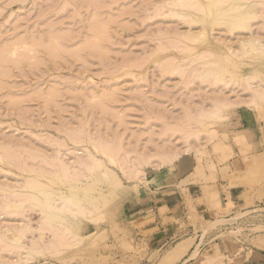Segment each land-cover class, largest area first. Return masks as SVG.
Instances as JSON below:
<instances>
[{"label": "rangeland", "instance_id": "374dc122", "mask_svg": "<svg viewBox=\"0 0 264 264\" xmlns=\"http://www.w3.org/2000/svg\"><path fill=\"white\" fill-rule=\"evenodd\" d=\"M173 1L0 0V264H264L256 254L264 253V97L246 104L251 90L230 84L243 77L257 91L264 86V54L229 51L241 49L248 30L212 25L209 11L220 1ZM259 1L261 19H251L249 32L264 39ZM172 10L210 20L191 25ZM201 26L204 36L186 39ZM172 63L184 65L181 75ZM205 66L229 83L196 79ZM221 101L232 102L222 104V117L199 116ZM188 142L192 150L162 164L156 158ZM137 166L135 179L123 172ZM87 167L94 170L84 178ZM58 169L80 173L77 187ZM28 179L58 203L84 198L87 212L46 222L29 203L32 193L43 195ZM26 224L32 231L20 233ZM11 234L21 240L13 244Z\"/></svg>", "mask_w": 264, "mask_h": 264}, {"label": "bare ground", "instance_id": "6f19581e", "mask_svg": "<svg viewBox=\"0 0 264 264\" xmlns=\"http://www.w3.org/2000/svg\"><path fill=\"white\" fill-rule=\"evenodd\" d=\"M178 1H180V0H178ZM177 0H176V2H174L175 4H177L176 6H180L181 7V3L179 4V2H178ZM185 1V0H184ZM191 1H192V3H191ZM190 1V3L191 4H193V3H195V4H197V2L199 1V0H197V1H194V0H191ZM209 2H211V3H209L210 5H212V4H214V3H216V4H218L217 2H219V4L218 5H222L221 7H217V8H215L216 10H211V11H209L210 12V15H211V12L213 13V16H209L208 14V18H212L211 19V23H212V25H214V22L217 24V21L219 20L220 22L219 23H221V22H225V24H227V26L228 27H226L225 26V24H224V26H225V28H226V31H227V28H228V31L227 32H229V31H232V33L233 32H235V31H237V30H240L238 33H240L241 31H247L248 30V35H245V37L247 36L248 38H247V40L245 41L244 39H239V42H240V44H241V49L238 47L237 49H240V50H236L235 48L233 49L231 46H229V47H227L228 49H229V51L232 53V54H241V55H244L245 53H246V49L244 50V46H248V47H250L251 49H256L258 52L260 51V54L262 53V54H264V39H262L259 35H257V36H255L257 33H252V32H249L250 30L249 29H251L250 27H252L251 26V24H250V21H251V19H252V21L254 20V18H260L261 19V17H260V15L259 16H257V14L259 13V12H256L257 10H255V8H256V5H259L258 4V2H260L259 0H257L258 2H253L252 0H208ZM222 1V2H221ZM181 2L182 3H184L182 0H181ZM187 2H189V0H186L185 1V3L186 4H188ZM261 2H263V1H261ZM260 2V3H261ZM184 3V4H185ZM257 3V4H256ZM173 4V3H172ZM183 4V6H186V5H184ZM217 5V6H218ZM188 6V5H187ZM187 6L185 7V9H188L187 8ZM207 6H209L208 4H207ZM206 6V7H207ZM214 6H216V5H214ZM179 7V8H180ZM213 7V6H212ZM249 7V8H248ZM250 7H252V8H250ZM263 7H264V5H263ZM203 8H205V6L203 7ZM211 8V7H210ZM249 9V10H247V9ZM192 9H194V8H192ZM170 10V9H169ZM168 10V11H169ZM184 10V9H183ZM210 10V9H209ZM263 10V9H262ZM174 10H172V12H170V13H173L174 15H176V16H178V17H182V18H184V16H190L191 18H189V19H191L189 22H190V24H191V22L193 23V21L194 22H199L198 20H202V21H200V22H202L203 24H204V22H208V20H210V19H208L207 18V20H205V19H203L202 18V16L204 17V15H201L200 17H201V19H200V17L198 18L197 16H194L193 14H191V13H189L190 11L189 10H187V12H183V11H180V10H177L176 11V13H174L173 12ZM189 11V12H188ZM196 11V10H195ZM200 11V10H199ZM208 11V10H207ZM259 11V10H258ZM183 12V13H182ZM201 12V11H200ZM206 12V11H205ZM194 13V12H193ZM202 13V12H201ZM205 14V13H204ZM215 14V15H214ZM220 14H222V15H220ZM264 13H262V15H263ZM261 15V16H262ZM219 16V17H218ZM186 18H188V17H185V22H186ZM205 18V17H204ZM188 20V19H187ZM204 21V22H203ZM188 23V22H187ZM211 23L209 22L208 24H210L211 25ZM194 24V23H193ZM207 24V25H208ZM189 25V24H188ZM192 25V24H191ZM206 25V24H205ZM200 26V25H199ZM198 26V27H199ZM202 27V26H201ZM203 28L205 29V27H202V28H200V29H202L203 30ZM199 29V30H200ZM213 29V28H212ZM201 30V31H202ZM253 30V29H252ZM201 31H191V33L189 32V30L187 31V32H189V33H187V32H185V34L184 35H186L187 37H186V39L188 40V38L190 39V40H194V39H199V37H201V36H204V30L201 32ZM193 32H195V33H193ZM236 32V33H237ZM229 33H231V32H229ZM206 34V33H205ZM183 35V36H184ZM237 35H241V34H237ZM206 36V35H205ZM185 37V36H184ZM242 37V36H241ZM260 37V38H259ZM242 38H244V36L242 37ZM223 39V38H222ZM193 42V41H192ZM225 42H226V40H225ZM223 43V42H222ZM27 47V46H26ZM178 48V47H177ZM158 49V48H157ZM165 49V48H164ZM170 49V48H169ZM168 49V50H169ZM160 50V49H159ZM177 50V49H176ZM250 50V49H249ZM184 51V50H183ZM158 52V51H157ZM156 53V52H155ZM214 55H216V54H214ZM197 56V55H196ZM212 56V55H211ZM190 57V56H189ZM188 57V58H189ZM229 57V56H228ZM197 58V57H196ZM202 58H204V59H202ZM202 58H201V64L203 63H205V64H210V62L209 63H207L208 62V60H211L212 58H210V59H206L205 60V57H204V55H202ZM193 59H194V57H193ZM226 59H228V58H226ZM217 60V59H216ZM229 60V59H228ZM159 62V61H158ZM168 62V61H167ZM197 62V61H196ZM161 64V63H160ZM174 63H172V65H173ZM200 64V63H199ZM204 64V65H205ZM183 65V64H182ZM182 65L180 64V63H175L173 66H172V68L170 69L171 70V72H177V74H180V72H181V70H182ZM129 66V65H128ZM184 66V65H183ZM203 66V65H202ZM171 67V66H170ZM185 67H187V66H185ZM166 68V67H165ZM181 68V69H180ZM184 71V70H183ZM203 72H201V73H197V75H195L196 76V79L197 78H202L204 75H207V76H211V74L212 75H216L217 77H216V81H214V82H217V83H219V84H223V85H227V83H229L228 81H229V79L227 80L226 79V77H224L219 71L218 72H216L217 70L216 69H213V67L211 68V67H207V66H205L204 68H203V70H202ZM215 71V72H214ZM227 71V70H226ZM195 73V72H194ZM132 74V73H131ZM182 74H183V72H182ZM135 75V74H134ZM181 75V74H180ZM195 76H194V78H195ZM213 77H215V76H213ZM245 77V76H244ZM208 78V77H207ZM246 78V77H245ZM236 79V78H235ZM253 79V78H252ZM200 81V80H199ZM227 82V83H226ZM234 84V83H237V84H246L245 86H246V88H249L250 90H251V95H250V98L249 97H247V98H249L248 99V102H250V103H246V104H251L252 103V105H254V104H256V102H258V101H261L262 100V97H264V88H262V87H264V86H260L261 88V92L260 93H262V96H260V93L256 90V87H257V89L259 88L258 86H259V84L257 83V85L255 86L253 83H252V81H250V79L249 78H247V79H243V77H241V79L239 78L238 80H234V81H231L230 82V84ZM245 88V87H244ZM255 91H257V92H255ZM250 92V91H249ZM101 95V94H100ZM92 97V96H91ZM96 99V98H95ZM261 99V100H260ZM243 100H244V98H243ZM242 99L240 100V101H243ZM101 101V100H100ZM237 101V100H236ZM247 100H245L244 102H242V103H245ZM222 102V101H221ZM228 102V101H227ZM227 102H226V104H224V102H222L221 103V105L222 104H224V105H228L227 104ZM216 103V102H215ZM232 103V102H231ZM229 104V105H232V104ZM254 103V104H253ZM47 104V103H46ZM218 105V104H217ZM217 105H215L216 107H217ZM224 105H222V107H220V106H218L216 109H213V110H209V109H205V110H203L204 108H202L201 109V111L203 110V112H201L200 113V115L199 116H201V118H203V119H207L208 120V118H210L212 115L213 116H216V118L218 117V118H220V117H222V115L224 114V112L222 111V108L224 107ZM215 106H214V108H215ZM190 107V106H189ZM102 108H104V107H102ZM191 108V107H190ZM224 109V108H223ZM200 110V109H199ZM209 110V111H208ZM188 111V110H187ZM191 112V111H190ZM184 117V116H183ZM185 119H187L188 120V118H185ZM193 120H195V119H193ZM190 121V120H189ZM209 121V120H208ZM197 122H198V124L200 123H205L204 122V120H199V119H197ZM199 124V125H200ZM202 126H203V124H201ZM200 125V126H201ZM176 128V127H175ZM187 128V127H186ZM168 129V128H167ZM175 130H177V129H175ZM189 132H191V131H189ZM195 132V131H194ZM200 132V131H199ZM199 132H196V133H194L196 136H197V134H199ZM187 134H189V133H187ZM184 135V134H183ZM191 136V135H190ZM194 136V135H193ZM187 137H189V136H187ZM185 138V137H184ZM189 141V140H188ZM193 142V141H192ZM192 142L191 143H189L188 142V144H186V146L185 147H183V149H181V150H177V149H174L173 151H172V153L170 152V151H168L167 149H163V150H165V152H166V150L169 152H166L165 154H163L164 155V157L167 155V157H168V154H169V156H170V159H172L171 158V156L174 158V157H176L177 155H179V153H180V151H187V150H192L193 148H191V149H189L190 147H191V144H192ZM197 142V141H196ZM91 143V142H90ZM202 143V142H201ZM99 145H101V144H99ZM112 145V144H111ZM118 145V144H117ZM193 145V144H192ZM198 145H200V144H198ZM94 147V146H93ZM107 147H109V146H107ZM119 148V147H118ZM163 148V147H162ZM195 148V147H194ZM97 149H99V147H97ZM103 149V148H102ZM159 149V148H158ZM196 149H197V146H196ZM202 149V148H201ZM105 150V149H104ZM102 151V153L105 155V156H107V157H109V158H113V155H114V153L116 152V151ZM107 150V149H106ZM121 150H123V149H121ZM126 150H128V149H126ZM161 150V149H160ZM117 151H120V150H117ZM156 151V150H155ZM159 151V150H158ZM158 151H156V152H158ZM96 152V151H95ZM164 151H162L161 153H163ZM59 153V152H58ZM87 153L89 154L88 155V158H86V159H90V160H93L92 161V165H93V162L94 163H96V165H98L99 164V162H98V159H97V157H96V155L93 153V151H87ZM86 153V154H87ZM101 153V154H102ZM123 153H124V151H123ZM161 153H156L157 154V156H156V158H158L159 160H160V163L162 164V163H164L166 160L167 161H169L168 159H167V157H165L164 159L163 158H160L159 156H163V155H160ZM171 153V154H170ZM102 154V155H103ZM62 155V154H61ZM138 155H140V154H138ZM154 155V154H153ZM159 155V156H158ZM62 156H65V154L64 155H62ZM115 156V155H114ZM143 156V155H142ZM149 156H151L152 157V155L151 154H149ZM155 156L153 157V158H155ZM141 157V156H140ZM85 158V157H84ZM106 158V157H105ZM148 158H150V157H146V159H147V161L148 162H150L149 161V159ZM169 158V157H168ZM143 159V158H142ZM56 160V159H55ZM150 160H151V158H150ZM154 160V159H153ZM157 160V159H156ZM159 160H158V162H159ZM78 161V160H77ZM147 161H144L145 163L147 162ZM110 162V161H109ZM154 162V164L156 163L157 164V162H155V160L153 161ZM85 163H88V162H85ZM141 163L142 162H139V164H140V166H141ZM151 163H152V161H151ZM151 163H150V165H151ZM114 164V163H113ZM149 164V163H148ZM153 164V163H152ZM154 164H153V167H155L154 166ZM160 164V165H161ZM91 165V166H92ZM158 165V164H157ZM64 166V165H63ZM65 166H67V164L65 165ZM90 166V165H89ZM84 167V166H83ZM69 169H70V167H68ZM88 168V170H90V171H88L87 170V173H83V172H81V174L82 175H84L83 177L85 178V177H88V176H90L91 174H92V172H93V170L94 169H92L91 167L89 168V167H87ZM93 168H95V167H93ZM62 169V168H61ZM61 169H58L56 172H57V174H58V176L57 177H59V178H61L62 176H65L66 178H68V177H70V176H73V177H71L72 179H70V178H68V180H72V181H67L68 183H67V185L69 186V187H77V185L75 184V182L77 183V181L78 180H81L82 178H78L79 177V175H80V173H79V175H75V174H73L72 173V171L70 172H68V171H66V170H64L63 169V171L61 170ZM67 169V168H66ZM69 169H67V170H69ZM83 168L82 167H80V170H82ZM125 169V168H124ZM132 169V168H131ZM135 169V170H134ZM134 169H132V171H131V173H129V171H128V173L124 170L123 172L128 176V175H130V177H134V179H135V177L136 176H138V174L140 173V172H143V171H141L142 170V168H140L139 166H137L136 168H134ZM60 170V171H59ZM80 170H79V172H80ZM129 170V169H128ZM82 171H84V170H82ZM49 172V171H48ZM123 173V174H124ZM73 174V175H72ZM43 175V174H42ZM68 175H70V176H68ZM82 175H80L81 177H82ZM134 175V176H133ZM136 175V176H135ZM142 175V174H141ZM65 177H64V179H65ZM129 177V176H128ZM139 177H141V176H139ZM139 177L137 178V179H139ZM30 178V177H29ZM114 178V177H113ZM33 179H34V177H33ZM29 180L28 182V186L30 187H33V186H36V187H34L33 188V190H36L39 194L41 193L42 195H43V197H41V196H39L37 193H32L33 195H32V197H33V200H31L32 198H30V201H29V203H32V204H37V205H39L40 206V209H41V211L44 213V218L46 219V222H48L49 220H51V223H52V220L54 219V218H58L59 220L58 221H60V218L63 220V219H65L66 217H65V215L67 214V215H69V214H71V215H73V217H80L79 215H84L85 214V212H87V209L86 208H84L82 205L84 204L85 205V203H82V200L84 201L85 199L83 198H79V197H74L73 199H70V201L69 200H67V199H65V198H67V197H65V196H63L62 195V198H60V199H58L59 201H62L63 203H58L57 202V200L55 199V197L54 196H52L51 195V193L52 192H47L46 190H44L43 189V187H44V185H43V187H41L42 185H40V186H38L39 185V183L40 182H38V181H36L37 179H35V180ZM132 179V178H131ZM90 180H93V179H90ZM34 181V182H33ZM88 181H89V179H88ZM96 181V180H95ZM118 181V180H117ZM80 182V181H79ZM119 182V181H118ZM117 182V183H118ZM80 183H83V182H80ZM85 183V182H84ZM83 183V184H84ZM30 184V185H29ZM138 184V183H137ZM65 186V185H64ZM133 186H134V184H133ZM29 187H27V188H29ZM37 187H41L40 189H38L37 190ZM36 188V189H35ZM83 188H85V187H83ZM122 188V187H121ZM8 189H10V188H8ZM31 189V188H30ZM121 190V189H120ZM119 190V191H120ZM76 191V190H75ZM33 192V191H32ZM30 195V194H29ZM28 196V195H27ZM70 198V197H69ZM62 199H65L64 201L62 200ZM89 198H87L86 200H88ZM88 202V201H87ZM81 203H82V205H81ZM89 203V202H88ZM26 204V203H25ZM63 206H62V205ZM89 204H91V205H94L95 204V202H90ZM7 205V206H6ZM6 207H5V209L7 208L8 210L9 209H11V211H12V209H14L13 210V212L14 211H17V209H20L21 207L20 206H17L15 203H9V202H6ZM20 205V204H19ZM60 205V207H58L57 208V206H59ZM75 205V207H73ZM88 206V205H87ZM19 207V208H18ZM25 208V207H24ZM88 208H90V207H88ZM23 209H21L20 211H22ZM89 212V211H88ZM16 214H17V212H16ZM65 217V218H64ZM69 218V217H68ZM74 218V219H75ZM83 218V217H82ZM80 219V218H79ZM78 220V219H77ZM94 220V219H93ZM42 221V220H41ZM40 221V222H41ZM65 221V220H64ZM61 223V222H60ZM24 225V224H23ZM39 225V224H38ZM17 229V228H16ZM64 229V233H62L61 231H60V234L62 233V234H65V233H67V232H65V231H67V230H65V229H67L66 227H64L63 228ZM63 229H62V231H63ZM17 230H19V228L17 229ZM42 230H45L46 231V227H45V225L43 226H40L39 227V231L41 232ZM47 230H48V228H47ZM20 231V233H24L25 231H32V227H30L29 226V224H26L24 227L22 226V228L19 230ZM18 231V232H19ZM49 231V230H48ZM52 233H54V232H52ZM69 233V232H68ZM55 234V233H54ZM60 234H56L57 235V237H59V235ZM12 236H11V238H12V240L14 241V243L13 244H15L16 242H17V240H18V238L19 237H21V236H19V237H15L13 234H11ZM18 235V234H17ZM56 235H53V236H55L56 237ZM61 236V235H60ZM10 238V237H9ZM60 238H62V237H60ZM63 238H64V236H63ZM56 238H54V240H55ZM19 240H21V239H19ZM18 240V241H19ZM61 240V239H60ZM259 240V239H258ZM258 240H256V241H258ZM58 241V240H57ZM66 241V240H65ZM61 242H63V240L62 241H59L58 243H60V244H62ZM68 242V241H67ZM70 242V241H69ZM263 242V243H262ZM33 243V242H32ZM55 243H57L56 241H55ZM54 242H53V244H55ZM63 243H66V242H63ZM262 243V244H261ZM17 244H21V243H17ZM16 244V245H17ZM36 244V243H35ZM52 244V243H51ZM51 244H49V245H51ZM258 244L261 246V245H263L264 244V240H261V241H258ZM58 245V244H57ZM66 245H69V243L67 244L66 243ZM22 246V245H21ZM60 246V245H59ZM259 246V247H260ZM35 248V247H34ZM47 248V247H46ZM48 248H50V250L51 251H53V252H55L54 251V249L53 248H56L57 249V247H55V246H53V248H52V246L51 247H48ZM40 251V250H39ZM45 251H46V249H45Z\"/></svg>", "mask_w": 264, "mask_h": 264}, {"label": "crops", "instance_id": "0c3cea01", "mask_svg": "<svg viewBox=\"0 0 264 264\" xmlns=\"http://www.w3.org/2000/svg\"><path fill=\"white\" fill-rule=\"evenodd\" d=\"M256 254H257V256L261 259V261H263L264 262V253H262V252H256ZM251 264H253V263H251Z\"/></svg>", "mask_w": 264, "mask_h": 264}]
</instances>
